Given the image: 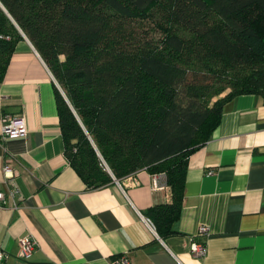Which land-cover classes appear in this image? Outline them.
I'll return each mask as SVG.
<instances>
[{
  "label": "trees",
  "instance_id": "obj_1",
  "mask_svg": "<svg viewBox=\"0 0 264 264\" xmlns=\"http://www.w3.org/2000/svg\"><path fill=\"white\" fill-rule=\"evenodd\" d=\"M0 3L10 15L0 7V79L22 37L15 22L65 92L61 133L80 178L98 188L143 167L163 172L174 206L162 221L176 216L187 157L222 105L264 100V0Z\"/></svg>",
  "mask_w": 264,
  "mask_h": 264
},
{
  "label": "crops",
  "instance_id": "obj_2",
  "mask_svg": "<svg viewBox=\"0 0 264 264\" xmlns=\"http://www.w3.org/2000/svg\"><path fill=\"white\" fill-rule=\"evenodd\" d=\"M52 77L29 39H18L0 79V247L9 252L0 264H106L124 252L132 264H264L261 96L222 105L187 157L180 206L167 222L174 193L163 172L143 167L98 188L80 178L65 154L56 90L66 98ZM4 114L24 115L26 135L2 138ZM200 225L208 234H196ZM28 234L37 246L24 260L18 240ZM192 242L207 247L203 257L190 253Z\"/></svg>",
  "mask_w": 264,
  "mask_h": 264
},
{
  "label": "built area",
  "instance_id": "obj_3",
  "mask_svg": "<svg viewBox=\"0 0 264 264\" xmlns=\"http://www.w3.org/2000/svg\"><path fill=\"white\" fill-rule=\"evenodd\" d=\"M0 37H2L0 35ZM6 39H9V36H5ZM53 78V77H52ZM61 90V88H60ZM62 91V90H61ZM27 133V122L24 115L20 114H4L2 117L1 123V136L2 138H14L24 136ZM105 164V163H104ZM5 173H11V168L9 163H6L3 167ZM113 177V176H112ZM113 180L118 182V179L113 177ZM16 191V190H15ZM4 202L3 192L0 191V207ZM145 224L149 227L150 233L154 237H157V233L155 232V226L153 222L149 219L143 218ZM209 228L204 225H200L196 231V234H208ZM19 242V253L20 257L24 260H28L31 258L36 246L37 240L30 234L22 236L18 240ZM190 253L194 257H203L207 252V247L202 243L192 242L190 244ZM9 256V252L4 248L0 247V261L6 259ZM106 264H132L129 255L127 252L121 253L118 256L108 260Z\"/></svg>",
  "mask_w": 264,
  "mask_h": 264
},
{
  "label": "water",
  "instance_id": "obj_4",
  "mask_svg": "<svg viewBox=\"0 0 264 264\" xmlns=\"http://www.w3.org/2000/svg\"><path fill=\"white\" fill-rule=\"evenodd\" d=\"M0 7L4 10V12L10 17V15L8 14L7 10L5 9V7L0 3ZM14 22V21H13ZM16 28L18 29V31L21 33V35L27 39V37L25 36V34L22 32V30L18 27V25L14 22ZM65 96V95H64ZM66 98V96H65Z\"/></svg>",
  "mask_w": 264,
  "mask_h": 264
},
{
  "label": "rangeland",
  "instance_id": "obj_5",
  "mask_svg": "<svg viewBox=\"0 0 264 264\" xmlns=\"http://www.w3.org/2000/svg\"><path fill=\"white\" fill-rule=\"evenodd\" d=\"M53 77L55 78V76L53 75ZM55 80H56V78H55ZM56 82L58 83V81L56 80ZM58 85H59V83H58ZM60 86V85H59ZM61 87V86H60ZM62 89V88H61ZM63 90V89H62ZM64 92V91H63ZM227 91H225V92H223L222 94H220L219 95V97L220 96H223L225 93H226ZM64 94H65V92H64ZM216 98H218V96H215V98H213V100H215Z\"/></svg>",
  "mask_w": 264,
  "mask_h": 264
}]
</instances>
